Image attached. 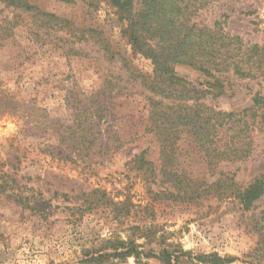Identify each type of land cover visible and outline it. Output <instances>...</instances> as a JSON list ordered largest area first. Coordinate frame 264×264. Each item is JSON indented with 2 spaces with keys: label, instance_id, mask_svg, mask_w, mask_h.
<instances>
[{
  "label": "rangeland",
  "instance_id": "374dc122",
  "mask_svg": "<svg viewBox=\"0 0 264 264\" xmlns=\"http://www.w3.org/2000/svg\"><path fill=\"white\" fill-rule=\"evenodd\" d=\"M27 2L47 14L0 0V264H87L85 255L109 240H134L142 253L101 264H162L154 255L162 250L180 264H264L252 229L264 195L251 211L213 195L173 199L155 194L174 188L164 170L148 177L132 168L142 151L159 168L164 162L161 140L148 130L149 97L175 103V94L206 89L212 77L174 63L171 76L156 78L174 94H155L153 59L134 49L113 1ZM191 19L219 21L244 43L264 45V0H207ZM233 78L240 84L200 101L236 110L252 104L253 92L264 95V85ZM256 134L249 156L211 165L184 132L173 139L171 166L207 182L234 173L245 186L264 175V133ZM85 194L98 200L91 209L83 207ZM113 202L130 212L115 218Z\"/></svg>",
  "mask_w": 264,
  "mask_h": 264
},
{
  "label": "trees",
  "instance_id": "16d2710c",
  "mask_svg": "<svg viewBox=\"0 0 264 264\" xmlns=\"http://www.w3.org/2000/svg\"><path fill=\"white\" fill-rule=\"evenodd\" d=\"M3 1L6 5L24 12L37 11L42 15L47 14L39 11L27 0ZM111 1L119 14L128 21V31L134 49L153 59L155 77L148 86L153 93L165 91L169 95L174 94L169 86L163 87L161 82L156 80L160 76H171L170 65L174 63L193 65L212 77L206 89L193 90L190 95V90L175 94L178 98L175 103L163 104L154 97H149L148 130L161 140L164 162L159 168L146 158V151H142L131 159L134 164L132 168L145 170L148 177L158 176L155 170H164L163 174L167 181L172 182L174 188L155 192L156 195L164 194L166 197L188 201L213 195L222 200H237L245 211L254 209L255 202L264 195V175L256 177L245 186L239 184L236 175L230 172H221L216 179L207 182L200 178H187L184 174L174 171L176 169L171 166L170 159L173 139H178L184 132L193 136L200 147L205 149L211 165L220 159L233 160L251 154L256 133H264L262 92H253L252 104L236 110L216 109L200 99L207 94L221 95L227 86L235 87L240 84L232 82L233 76L248 80V84L255 81L264 85V45L244 43L239 36L224 31L219 21H215L212 26H202L192 21L191 15L207 0H136V3L140 1V6H134L135 0ZM184 98L185 101L181 102ZM150 189L152 190L151 187ZM87 195L85 194L84 198L87 205L83 207L91 209L98 200L90 199ZM113 204L117 219L130 212L125 206L123 213V202ZM73 209L80 210L82 206L77 205ZM252 229L258 234V249L264 248V208L254 215ZM109 242V246L86 254L84 262L101 264L108 258L139 257L142 253L139 249L142 245L136 244L134 240H117L113 245L112 240ZM154 255L162 264H180L178 257L168 250Z\"/></svg>",
  "mask_w": 264,
  "mask_h": 264
}]
</instances>
